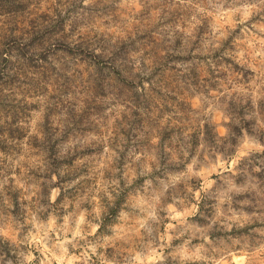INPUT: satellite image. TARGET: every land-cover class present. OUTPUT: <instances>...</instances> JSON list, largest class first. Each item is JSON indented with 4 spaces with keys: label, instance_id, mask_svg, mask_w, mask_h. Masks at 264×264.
I'll return each mask as SVG.
<instances>
[{
    "label": "clouds",
    "instance_id": "1",
    "mask_svg": "<svg viewBox=\"0 0 264 264\" xmlns=\"http://www.w3.org/2000/svg\"><path fill=\"white\" fill-rule=\"evenodd\" d=\"M0 264H264V0H0Z\"/></svg>",
    "mask_w": 264,
    "mask_h": 264
}]
</instances>
